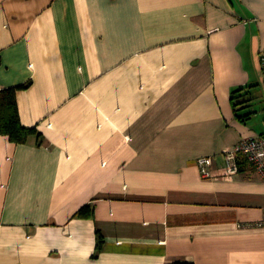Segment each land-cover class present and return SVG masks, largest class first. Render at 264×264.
I'll list each match as a JSON object with an SVG mask.
<instances>
[{
	"label": "crops",
	"instance_id": "obj_1",
	"mask_svg": "<svg viewBox=\"0 0 264 264\" xmlns=\"http://www.w3.org/2000/svg\"><path fill=\"white\" fill-rule=\"evenodd\" d=\"M263 54L264 0H0L34 130L0 136V264H264V179L222 177L264 135Z\"/></svg>",
	"mask_w": 264,
	"mask_h": 264
},
{
	"label": "built area",
	"instance_id": "obj_2",
	"mask_svg": "<svg viewBox=\"0 0 264 264\" xmlns=\"http://www.w3.org/2000/svg\"><path fill=\"white\" fill-rule=\"evenodd\" d=\"M261 65L264 73V54L261 57ZM222 156L225 161V168L222 177L232 179L239 172V158H243L254 171L264 179V135L241 139L231 148L224 149ZM203 178H210L212 174L211 158H202L197 161Z\"/></svg>",
	"mask_w": 264,
	"mask_h": 264
},
{
	"label": "trees",
	"instance_id": "obj_3",
	"mask_svg": "<svg viewBox=\"0 0 264 264\" xmlns=\"http://www.w3.org/2000/svg\"><path fill=\"white\" fill-rule=\"evenodd\" d=\"M27 85L4 89L0 91V136H6L15 144H24L28 137L34 134L33 129L24 128L19 119L16 103V92ZM88 208H82L78 214L82 217L88 216ZM103 242L101 235L97 234V251ZM171 264H192L187 262H175Z\"/></svg>",
	"mask_w": 264,
	"mask_h": 264
}]
</instances>
